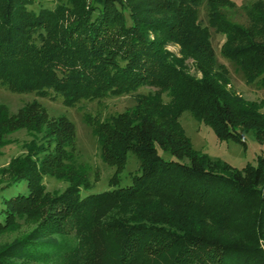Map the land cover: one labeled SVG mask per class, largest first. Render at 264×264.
Returning <instances> with one entry per match:
<instances>
[{
  "label": "trees",
  "instance_id": "16d2710c",
  "mask_svg": "<svg viewBox=\"0 0 264 264\" xmlns=\"http://www.w3.org/2000/svg\"><path fill=\"white\" fill-rule=\"evenodd\" d=\"M54 1L51 8L0 0V84L39 96L55 91L68 107L137 94L135 110L91 123L104 159L122 167L133 150L142 174L128 187L82 197L72 166L64 175L72 184L49 203L42 179L67 168L74 123L50 119L37 102L13 116L0 107V142L19 128L37 135L47 128L15 160L29 193L3 199L0 232L27 210L55 206L26 237L0 247V264H264V155L241 170L212 162L196 153L180 122L190 111L220 138L242 140L240 131L255 130L264 141V100L234 89L210 29L226 35L222 53L246 83L264 89V0L250 8V27L219 11L229 0ZM203 4L210 26L199 18ZM156 145L191 162L165 160ZM41 150L48 155L40 163L33 155ZM242 215L248 226L240 240L208 230H230Z\"/></svg>",
  "mask_w": 264,
  "mask_h": 264
},
{
  "label": "rangeland",
  "instance_id": "374dc122",
  "mask_svg": "<svg viewBox=\"0 0 264 264\" xmlns=\"http://www.w3.org/2000/svg\"><path fill=\"white\" fill-rule=\"evenodd\" d=\"M44 6L53 8L56 5L54 0H41ZM230 2L221 5V11L227 19L232 22L240 23L246 27L251 25L249 10L253 4L259 0H229ZM34 9L38 6L33 5ZM199 18L203 25H209L207 5H201L199 9ZM212 33V42L216 50L218 62L226 65L229 70L232 85L234 89L241 93L248 100H264V89L258 88L254 84L246 83L242 74L236 70L235 66L227 60L223 53L222 47L226 41V35L218 33L210 26ZM167 49L180 55L181 46L171 43ZM188 63H194L188 60ZM194 72V70H192ZM139 92H147L141 88ZM37 102L45 109L46 116L50 119H57L61 116L67 117L74 123L75 138L70 146H65L66 151L70 154L71 159H65L63 162L67 168L61 169L58 175H44L42 186L47 201L50 203L53 198L61 195L72 184L69 177H64L65 171L74 167L76 177L80 182V194L87 197L91 194L102 193L112 189L128 187L134 184V178L142 174V162L139 156L133 151L127 152L126 161L122 167L111 164L104 159L102 147L99 143L98 136L93 131L92 121H107L112 117L135 110L138 105L137 94H126L107 96L106 98L94 101H82L75 106L68 107L63 102V96L50 91L46 96H39L36 92L17 93L10 90L6 85L0 84V107L6 108L10 116L18 115L26 104ZM41 109V108H39ZM38 113V112H37ZM180 122L189 138L193 149L196 153L212 162H222L236 169H243L248 164L256 166L260 155H264V141L259 139L255 130L241 132L240 139L231 136L229 138H220L214 128L196 118L190 111H185L180 117ZM47 128L40 130L38 135L32 133L28 128H19L9 132L0 142V208L5 198L15 195H24L29 193L27 179H22L17 175L19 157H24L29 152V147L37 136L38 141L41 137L46 136ZM48 138V137H46ZM44 138V139H46ZM37 141V142H38ZM40 144L42 143L39 142ZM158 153L165 160H177L184 163H190L191 159L187 156L182 158L176 156L169 150L156 145ZM36 150L32 151L35 152ZM48 154L44 150L33 155L40 163ZM18 179L8 188L5 185ZM4 188V189H3ZM52 206H36L27 210L16 219L10 227L0 232V247L13 242L16 239H22L30 234L35 228L41 225L47 217ZM51 207V208H50ZM55 206H53L54 208ZM50 208V209H49ZM242 215L240 221L229 226L230 230H221L210 225L208 230L211 234L227 240H240L246 236L248 224ZM243 223V224H241ZM246 226V227H245ZM231 235V236H229ZM264 249V241L261 242ZM18 264H55L48 262H37L29 260H18Z\"/></svg>",
  "mask_w": 264,
  "mask_h": 264
}]
</instances>
